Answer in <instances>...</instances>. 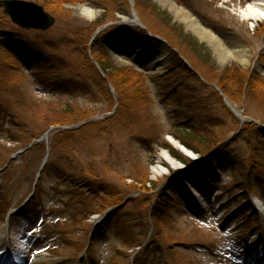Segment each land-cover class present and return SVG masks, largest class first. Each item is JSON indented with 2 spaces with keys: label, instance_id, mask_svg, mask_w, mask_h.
Listing matches in <instances>:
<instances>
[{
  "label": "rangeland",
  "instance_id": "1",
  "mask_svg": "<svg viewBox=\"0 0 264 264\" xmlns=\"http://www.w3.org/2000/svg\"><path fill=\"white\" fill-rule=\"evenodd\" d=\"M22 1L50 5L56 24L46 32L22 29L0 8V39L23 41L42 58L22 64L0 49V231L7 232L8 224L19 261L20 255L36 261L38 251L53 247L43 261L244 264V246L264 249V215L252 212L255 197L264 202V132L259 124L241 121L213 87L227 84L236 109L264 125V21H243L240 15L252 0H172L228 48L241 43L247 63H223L158 0ZM77 5L100 14L87 19L76 13ZM133 10L168 47L126 49L119 38L114 49L96 42L107 30L94 41L108 22L133 19ZM183 32L202 47H192ZM77 34L86 45L73 47ZM91 45L110 60L116 52L129 63L117 60L102 75ZM159 59V69L152 70L151 62ZM243 75L258 77L256 84L241 85ZM60 79L73 85L65 91ZM178 101L186 107L177 108ZM211 115L221 124L211 141L231 142L226 149L233 155L222 165L213 160L214 176L208 169L173 167L161 157L168 147L177 149L169 136L183 141L190 116L197 128H206ZM50 128L49 137L35 143ZM190 186L212 195L208 209L193 200Z\"/></svg>",
  "mask_w": 264,
  "mask_h": 264
},
{
  "label": "trees",
  "instance_id": "2",
  "mask_svg": "<svg viewBox=\"0 0 264 264\" xmlns=\"http://www.w3.org/2000/svg\"><path fill=\"white\" fill-rule=\"evenodd\" d=\"M45 8L49 11H52L53 9L50 8V5H46ZM51 9V10H50ZM95 30V26L91 29V31L93 32ZM110 30H108V32H105L102 35V41L97 40L98 43H100L101 45H103V41H107V42H113V40H115L118 37H123L125 40V44L130 45V46H134V45H149L152 46L154 44V39H151L150 37H148L147 33L139 28H129V27H121V28H116L114 29L113 32H110ZM184 39H187L191 44L195 45V40L190 37L189 35H183ZM6 41V40H5ZM5 41H3V39H0V49L4 50L6 52H8L9 54H11L13 56V58H15L18 63H22L23 62H27V64H29V62H33L35 59H41L42 62V58L36 56V54L32 53V52H28V47L25 45V43L23 44V42L21 41H11V43H6ZM81 41V44L86 45L87 42L85 41L84 38L81 37V35L77 34L76 35V39L73 41L72 45L73 47H79V43ZM196 46V45H195ZM103 48V47H102ZM84 53L87 56V59L89 60V56H88V48L86 47L84 50ZM93 54L94 55H99L98 58V62L101 65V67L103 68L104 71H109L110 68H113V63L110 61V57L107 55L104 56L103 53V49H101V51H99L96 47H93ZM44 62V61H43ZM47 62H52L50 59H48ZM245 79L243 80V82L241 83V85H244ZM59 86L62 87L63 89L66 90V88L71 87L72 81H70V79L68 80H64V79H60L59 81ZM227 84H224V86L222 87L223 89H228L226 88ZM168 90L170 91V93L172 95L175 96V98L177 99L179 96L177 89L175 88V86L171 85V87L168 86ZM177 108H185L186 106L183 105V102L178 101L177 104L175 105ZM188 108L195 109V106L193 105H188ZM195 113V112H194ZM211 113V112H210ZM209 116V114L207 115V117ZM193 116H190L189 119L187 121H185L184 124L186 129V132L183 133L184 136L183 137V142L184 144H186L189 148L195 150L198 154H200L202 157H207L210 154H215L217 156V158L219 160H224L223 162L227 161L230 162V160L228 161V158L233 157V155L226 149L227 145H229L231 142H229L227 145L223 144V145H219V142H213V140L211 141V139L215 136L218 135V128H220L221 124L219 121L214 120L212 118V115L210 117V124L204 128H197L194 122V119L192 118ZM190 122L192 123V125H190ZM194 132V133H193ZM202 133V134H200ZM198 136H203L206 137V140L204 141L203 139H198ZM208 136L210 138H208ZM194 140L198 141V145H195L191 142H193ZM234 142V141H232ZM174 155L179 158L180 160L186 161L189 163H192V161L188 160L185 156H183L180 152H178L177 150H173ZM230 153V154H229ZM228 154L230 155L229 157ZM264 158V157H263ZM262 158V159H263ZM232 159V158H231ZM245 177V176H244ZM161 198V197H160ZM163 198V197H162ZM164 199H166V197H164ZM167 200V199H166ZM165 200V201H166ZM157 203H159V199H157Z\"/></svg>",
  "mask_w": 264,
  "mask_h": 264
},
{
  "label": "bare ground",
  "instance_id": "3",
  "mask_svg": "<svg viewBox=\"0 0 264 264\" xmlns=\"http://www.w3.org/2000/svg\"><path fill=\"white\" fill-rule=\"evenodd\" d=\"M158 1L161 2L163 5H169L170 11L171 13H173L175 19L183 22L185 26L189 30H191L200 40L207 41L212 46L214 52L223 63H227L228 61H240L244 63L248 62L247 56L244 53H242L241 50H239V48L242 46L241 43L233 44L231 49L228 48L227 46H225L224 42L217 36V34L214 31L206 28L200 22V20L185 7H180L172 0H158ZM75 11L78 15L86 17L87 19H95L97 17V11L85 6H77ZM240 15L243 21H252V22L261 21V20L264 21V0H252L250 5L246 9L241 10ZM118 60L122 63H129L128 60L119 56H118ZM261 69L264 71L263 68ZM138 70L141 71L140 69ZM171 140L174 142V144L178 145V142L176 143L173 139ZM185 151L187 152V150ZM161 157L173 167H177L179 164L166 151L163 152ZM162 172L164 173V169L162 168L155 169V173L157 174L161 175ZM259 206L263 209V205L259 203ZM6 247L7 246L5 244V241L3 240V237L0 235V251H3L4 248ZM11 261L14 262L15 260H11ZM31 264H53V263L47 261H36Z\"/></svg>",
  "mask_w": 264,
  "mask_h": 264
},
{
  "label": "water",
  "instance_id": "4",
  "mask_svg": "<svg viewBox=\"0 0 264 264\" xmlns=\"http://www.w3.org/2000/svg\"><path fill=\"white\" fill-rule=\"evenodd\" d=\"M0 7L4 8L5 14L10 17L13 23L24 29L46 31L56 23L55 17L48 13L43 6L33 1L0 0ZM134 17V22L145 28L135 13ZM243 120L249 119L245 117Z\"/></svg>",
  "mask_w": 264,
  "mask_h": 264
}]
</instances>
